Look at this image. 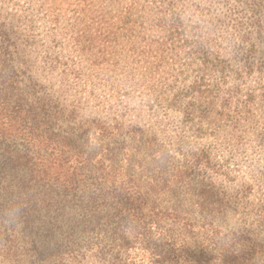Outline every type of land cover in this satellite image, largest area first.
<instances>
[{"label":"trees","instance_id":"trees-1","mask_svg":"<svg viewBox=\"0 0 264 264\" xmlns=\"http://www.w3.org/2000/svg\"><path fill=\"white\" fill-rule=\"evenodd\" d=\"M250 11L264 31V0ZM4 19L0 264H264L251 187L221 180L210 149L180 160L136 124L80 119L35 80ZM246 54L243 73L264 75V58Z\"/></svg>","mask_w":264,"mask_h":264},{"label":"rangeland","instance_id":"rangeland-1","mask_svg":"<svg viewBox=\"0 0 264 264\" xmlns=\"http://www.w3.org/2000/svg\"><path fill=\"white\" fill-rule=\"evenodd\" d=\"M252 3L0 0V11L32 76L80 119L136 124L180 160L210 149L220 179L263 202L264 75L243 73L248 48L264 58Z\"/></svg>","mask_w":264,"mask_h":264}]
</instances>
